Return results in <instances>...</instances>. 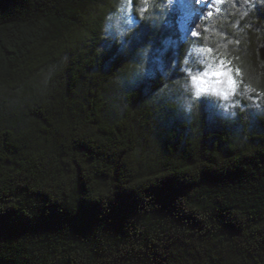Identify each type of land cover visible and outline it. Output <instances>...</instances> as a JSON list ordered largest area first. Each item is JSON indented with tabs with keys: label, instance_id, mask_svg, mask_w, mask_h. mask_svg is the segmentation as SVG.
Returning <instances> with one entry per match:
<instances>
[{
	"label": "trees",
	"instance_id": "obj_1",
	"mask_svg": "<svg viewBox=\"0 0 264 264\" xmlns=\"http://www.w3.org/2000/svg\"><path fill=\"white\" fill-rule=\"evenodd\" d=\"M114 4L0 0V264H264V9L212 0L182 40L172 0L117 45ZM201 60L254 89L235 116L184 110Z\"/></svg>",
	"mask_w": 264,
	"mask_h": 264
},
{
	"label": "clouds",
	"instance_id": "obj_2",
	"mask_svg": "<svg viewBox=\"0 0 264 264\" xmlns=\"http://www.w3.org/2000/svg\"><path fill=\"white\" fill-rule=\"evenodd\" d=\"M171 3L172 0H115L114 8L103 17L101 23L100 30L103 40H110L118 45L122 36L130 35L135 29L140 27L142 22L151 23L155 21L159 25L160 22L164 21L166 11ZM239 3L240 10H238L237 14L241 20L249 17L250 14L255 19L258 6L260 9H264V0H239ZM244 27L249 28L251 24L246 23ZM99 50L102 52L105 49L100 46ZM139 50L143 53L144 60L139 64L132 60L130 71L122 77H117V82L123 83L128 80L137 69L141 73L146 72L145 63L149 46L145 45ZM184 63H187L186 59ZM200 64L201 68L198 72H193L189 68L181 66L180 73L182 75L173 82L178 83L184 92L188 93L184 110L189 111L192 109L193 104L190 101H195L202 95H210L220 102L225 112H231L235 116L236 112L234 109L239 108L241 104V100L238 98L247 96L254 89L250 85H244V82L238 79L239 76H233L231 69L225 70L220 67L217 71L210 74L206 70L208 65L205 61L201 60ZM212 66L216 67L214 63ZM216 72L219 74H214ZM193 77H199L200 79L194 81ZM130 82L133 85L132 87H135V80L132 79ZM241 85L244 87L243 91L241 90ZM166 88H168V85H165V88L160 89V91L162 92ZM261 95H264V93H261Z\"/></svg>",
	"mask_w": 264,
	"mask_h": 264
},
{
	"label": "rangeland",
	"instance_id": "obj_3",
	"mask_svg": "<svg viewBox=\"0 0 264 264\" xmlns=\"http://www.w3.org/2000/svg\"><path fill=\"white\" fill-rule=\"evenodd\" d=\"M181 7V15L178 17L177 31L179 37L185 40L188 36L194 34V29L190 24L192 15L197 10H202L204 8L208 9L212 7V0H176ZM217 2V1H216ZM220 67L210 66L207 71L211 72L217 71ZM222 70V69H221Z\"/></svg>",
	"mask_w": 264,
	"mask_h": 264
},
{
	"label": "snow or ice",
	"instance_id": "obj_4",
	"mask_svg": "<svg viewBox=\"0 0 264 264\" xmlns=\"http://www.w3.org/2000/svg\"><path fill=\"white\" fill-rule=\"evenodd\" d=\"M196 36H198V35H196ZM199 51H202V52L207 53V52L210 51V50H208V49H200ZM221 63H222V64H223V63H226V61L221 60ZM214 74H219V73L216 72V73H214ZM193 79H194V81H195V80H199L200 78H199V77H193Z\"/></svg>",
	"mask_w": 264,
	"mask_h": 264
},
{
	"label": "water",
	"instance_id": "obj_5",
	"mask_svg": "<svg viewBox=\"0 0 264 264\" xmlns=\"http://www.w3.org/2000/svg\"><path fill=\"white\" fill-rule=\"evenodd\" d=\"M259 56L261 59H264V46L260 47L259 50Z\"/></svg>",
	"mask_w": 264,
	"mask_h": 264
}]
</instances>
